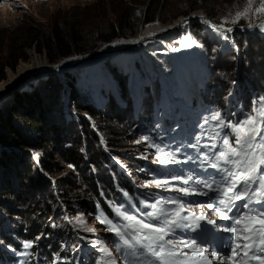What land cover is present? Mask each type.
I'll return each instance as SVG.
<instances>
[{"label": "rangeland", "instance_id": "1", "mask_svg": "<svg viewBox=\"0 0 264 264\" xmlns=\"http://www.w3.org/2000/svg\"><path fill=\"white\" fill-rule=\"evenodd\" d=\"M255 6L257 5H254V7ZM244 7H246V0H5V2L0 3V64L2 61L6 60L10 50H14L13 56L15 58L22 56V54L27 57L26 60L19 61L15 73L7 69V73H9L6 75V80L8 77L14 76L19 68L27 64L33 56H38L37 58L41 62L46 61L49 63L46 57V52L42 51L39 53L38 47H36L33 40L41 33H48L55 26L68 29L75 21H77V19L78 22H80L82 21L81 19L87 17L89 18L88 22H91L90 24H92L95 14L101 13L103 19H100L99 23L95 21L92 26L88 27V30H91L93 26L100 29L108 27L110 24H120L121 30L119 32L122 34L137 30L136 35L133 37H136L147 25L145 23L146 16H152L154 12H156V19L154 22L149 24L159 23L160 25L168 26L176 22L181 17H184L185 15H183V13L192 10L190 14H193L195 11L203 12L215 24L219 26L222 25L223 28L232 29V31L229 32L230 34L228 38L230 42L226 50H223V47L214 44V42L210 39V36L205 33L202 25L198 22H193L189 26V31H186L189 37L193 39L196 38L202 43L203 50L201 54H203V59L206 63L207 80L203 86L198 88L199 96L197 97L193 95L188 97L186 92L179 93L182 87L177 90L175 89L176 86L178 87L181 80L178 78V82H176L174 78V71L172 70V63L165 60L167 64H162L161 72L157 70L158 67L156 68L157 76L154 77V81L151 85L147 84L144 87V95L141 97L142 100L138 102V105H136L135 103L137 101V97H133L134 94L130 90V79L134 66L137 70H139L142 78H146V72L144 69V64L146 65V63L141 62L144 61L145 56L142 55V53L140 58L131 61V64L133 65L131 70L130 68H119V65L111 63V60L105 62V68L110 70L108 71L109 76L111 81L116 86L114 93L113 90L110 89V92L106 89L109 88L108 86L101 88L102 99L100 100V103L96 101V99L100 98V95H95L93 90L94 85H92L88 80L89 75L87 77L86 75L79 77L74 72L72 73V71H63L61 73H58V71L50 72L43 77L29 81L24 89L18 87L14 92L6 96L5 99L0 101V108L5 109L10 106L14 107L18 100V96L21 97L24 94H32L35 91L40 92V97H42L45 101L48 98L49 91L56 90V88H58V84L55 83L57 80L58 83L61 84V91L57 93L59 94V97L53 103L55 112L52 116L54 118L50 119V125H54L57 121L59 124L60 121V124L56 129L57 133L54 131L51 134L52 141L55 143L54 145H58V147L63 146L64 148H71L74 144L83 141L85 128L82 124V118H85L87 121H89V118L88 116L78 114V112L75 111L73 102H78L83 106H91L97 111L108 114L111 118H116L115 123L113 125H109L110 127L108 128H117L119 132L114 130L113 132L115 133L112 134V132L107 133L106 130L105 136L109 140V143L113 145L118 143V146H115L114 150L122 153L124 159L127 160V163H125L121 160H114L111 158L113 165L116 166L115 170L103 165V167L107 169V173H109L113 179V189L117 194V196L113 195V197H111V201L108 199L109 202L106 203L107 209H105L104 206L95 205L92 210L89 209V211H85V209L74 206L72 215H67L68 209L66 213L65 205H61L57 198L54 200L55 202L51 199L52 194L50 192V188L54 185L57 186V178L45 174L42 169H40L38 163L39 153L30 151L29 154H26L25 156L28 158L25 161V164H28L30 169L33 171V183L23 192H19V189L13 185V190H15L14 192L17 194L16 198H8V202H6V204L0 203V236L1 234L7 236L11 235L14 241L13 245H15L9 248H4L2 244H0V249H4L6 251V254L3 255V264H98L101 259V254L93 248L92 244L97 240H104L111 248L112 242L116 239L112 233L103 230L105 225L100 224L99 221L95 219L98 211L103 210V212L111 218L113 216V208L118 205H127L132 203L137 208H142L140 201L148 200L151 202L156 198L157 194L164 197L182 196V193L175 190L166 191L162 188L158 189L154 184L149 187H142L146 181H151L154 176L159 177L161 172L165 171L159 163H153L156 149L149 146L152 142L160 144L161 146H166V152H176V159L181 162L175 165H170L167 169L170 173L176 175L192 173L194 176L201 178L207 177V174L211 170L210 167H207V163H211L213 161H208L206 163L205 158L200 154L208 151V149H203L201 151L197 149H187L189 147V143H186L182 138V135L184 134H178L180 140L176 137L175 140L170 141L169 139L162 138V129L159 128L154 134L149 136L150 140L147 142L141 139L143 136L130 141L128 138L126 139V135L130 132L135 133V131H139L137 130L138 128H140L141 132H143L146 125L151 123L148 119H150V116H153L152 110L153 107L155 109V104L158 106L156 116L160 117L161 113H163L162 109H164L161 101L163 99V103H165L166 95L167 99L171 98L169 104L167 103L169 106L167 105L168 107L166 106V108L173 112L176 110L177 113H179L180 109H186V107L194 104L192 111L193 113L196 112V114L195 123L192 124V126L195 127L197 131L193 132L192 135L203 132L200 134V137L202 141H204V145L210 146L215 143L217 145L216 150L219 151L220 142L225 138V135H227L229 141H231L232 136H234L235 140V134L231 131V128L218 127L219 121L209 119V117H211L213 113L219 112L225 124L230 123L235 125L237 122L243 121L245 117L250 115L253 109L259 106L262 98H264L263 91L261 93H257L252 89L253 87L249 85L248 89L251 91L252 102L251 111H249L250 114L246 115L243 113L238 116L237 122H234L236 121L235 115L241 111L242 108L241 100L243 98V90L240 87L245 84H249L252 79L254 81L258 78V80H262L264 78V42H262V38H264V29L257 27V25L264 23V15L258 17L253 13L247 18L241 17L237 23H233L232 21L236 18L237 12L242 11ZM138 12L139 15H137ZM247 36H249V38ZM133 37L129 39L117 40L113 43L117 44L124 42L125 40L128 41ZM181 37V34H176L175 37L168 38L170 46L177 49L182 41ZM247 39L251 40L248 41ZM244 40H247V42L251 44L250 48L247 47L246 43L243 44ZM240 44L242 49L245 50L244 53L246 54L245 57L248 62L246 63L245 68H243V63L241 62L242 60H240L242 56V52L238 48V45ZM104 47L105 46L100 49ZM99 50L73 58L85 57L91 53H97ZM232 53L236 54L235 58L231 57ZM152 55L155 56V52H153ZM12 62H14V59H12ZM49 65L55 66L57 64L49 63ZM156 66H158V63H156ZM161 76L164 77V79H166L170 84L163 82L164 79ZM186 76L187 78L189 77L188 72ZM186 76H184L185 79ZM214 78H217L218 81L216 83L221 82L224 88H235L236 86V91L232 94V97L227 100L226 109L223 111L217 107L215 99L211 102H207L206 100L210 96L215 97L216 100L219 99L218 93L220 92L218 91L220 89H209V84H211V80ZM189 79L191 78L189 77ZM262 81L264 82V80ZM162 82L168 84L167 89H165V86L162 85ZM188 88H193V84L191 83V85H188ZM122 89H126L125 95L122 93ZM116 93H118V95H116ZM192 93H195V91ZM132 100L136 105H133L134 108L141 107L139 111H135L133 107L130 109V105L133 102ZM46 103L47 102H45V104ZM48 104H50V102ZM177 107L179 108L177 109ZM60 108L61 110H57ZM231 120H233L232 123ZM17 121L21 123V120ZM201 127L204 129H199ZM207 127H210L211 129L209 130ZM212 129H215V131L213 132ZM20 132L21 134L26 135L24 129H22V131L20 129ZM216 133H219V136H216ZM26 136L31 138L32 134H27ZM213 136H215V139L211 138ZM89 138V136L86 137L87 144L90 143ZM137 141L140 142L137 143ZM190 143L191 145H194L193 140H191ZM80 150V154L84 153V149ZM186 153L189 154L187 155L189 159L185 162V158H182L181 156ZM145 156H147L148 159H145ZM53 158L57 160L60 166L58 178H68L74 181L75 184L83 178L82 174H78L73 167L70 168L69 165H64L60 157L55 156ZM134 161L141 162L143 164L142 168L135 169L132 167L131 164ZM123 171L126 172V175L132 176L131 180L136 190L134 189L132 194L124 190V194H122L119 199V183L117 178L119 174L124 173ZM196 171H198V173ZM3 172L4 171L0 168V180L5 175V173L3 175ZM138 173L142 175L140 178L136 179ZM24 174L25 172L22 173V175ZM216 176L218 178L219 174ZM14 182L15 181H13V183ZM173 184L174 186L196 189L198 186L192 184L183 185L180 181H175ZM1 185L2 183L0 181V186ZM75 194L76 191L72 190L69 195L73 201H77L79 196L78 194ZM19 196L20 198H18ZM189 196V199L184 197V201L185 199H188L185 202L186 208L187 204L189 202L193 203L195 199L193 197L194 194ZM28 197L30 202H32L33 199L40 198V204L44 207L48 204L50 211L54 214V216H56V218H60L59 209L60 207L62 208V218L58 220L59 223H57L56 227L52 230V237L59 241L61 253H53L52 258L47 257L46 253H42V245L40 249H37L40 241L45 242L41 236L39 240H31L27 234H25V231H23L24 235L21 233L17 234L13 231V228L17 226V217L12 214H14L13 210L19 207L15 203V200L20 199L23 201L24 198L26 199ZM9 207L13 210L9 209ZM165 207L172 208L178 207V205H165ZM193 211L208 218L212 217L210 220H213V218L215 219L213 212L206 207H193L187 212L190 213ZM187 212L184 211L183 215L188 216L189 220L187 223H191L193 218L190 214L186 215ZM79 214H83V219L88 222L87 226L92 227L97 231L91 233L85 231L84 225L79 223L76 219ZM17 227L18 229L23 230L22 227ZM25 241H34V244L31 248H26L24 246ZM67 252L69 255H66ZM91 259H94L95 262L90 263ZM236 259L240 260L241 264H243V259L245 258L237 257ZM118 264H127V262H121L118 258ZM213 264H219V261L214 260ZM224 264L230 263L225 261Z\"/></svg>", "mask_w": 264, "mask_h": 264}, {"label": "snow or ice", "instance_id": "2", "mask_svg": "<svg viewBox=\"0 0 264 264\" xmlns=\"http://www.w3.org/2000/svg\"><path fill=\"white\" fill-rule=\"evenodd\" d=\"M3 2L5 0H0V3ZM253 13L258 17L264 15V0H258V3L257 0H246V7L237 12L232 22L237 23L241 17L247 18ZM201 19L203 23L210 24L207 19ZM257 27L264 29V23ZM221 29L222 25L217 27V31ZM226 31L231 32L232 29L228 28ZM209 119L219 121L218 127L231 128L235 134V140L231 143L225 135L220 142L219 151L213 143L210 146L205 145L208 151L200 154L206 163L213 161L207 163V167L216 170L218 178H201L192 173H170L167 171L169 166L181 162L176 159V152H166V146L152 142L149 146L156 149L153 163H159L165 171L161 172L159 177L154 176L151 181H146L142 187L154 184L158 189L175 190L183 195L164 197L157 194L151 202L140 201L142 208H137L132 203L118 205L113 208L111 218L103 210L98 211L95 219L105 225L104 231L116 237L111 248L104 240H97L92 244L101 254L98 264H118V258L127 264H213L214 260L219 261V264H224L225 261L241 264V261L236 259L241 256L245 258L243 264H249V261L264 264V98L250 115L235 125L225 124L219 112L213 113ZM216 136H219V133H216ZM211 138L215 139V136ZM141 139L147 142L150 137L143 136ZM189 146L197 147L195 144ZM144 158L148 159L147 156ZM188 159L189 157H185V162ZM175 181H180L183 185H198L201 189L215 193L213 202L206 207H215L213 215L219 216L222 221H230L227 226L220 228L223 232L231 234L227 242L217 246L205 241L199 234L191 236L185 232V229L194 230L193 225L199 228V220L204 219V216L190 212L193 220L187 223L189 217L183 215V212L190 211L193 207L204 208L205 205L189 202L186 208L184 197L192 194L207 196L208 192L174 186ZM237 201H243V211L236 206ZM165 205L178 207L169 208ZM76 219L84 225L85 231H97L87 226L88 222L83 219V214H79ZM245 220L249 224H244ZM207 223L216 224L213 220H208ZM241 232L246 235L241 237ZM35 239L39 240L40 236ZM33 244L34 241L24 242L26 248H31Z\"/></svg>", "mask_w": 264, "mask_h": 264}, {"label": "trees", "instance_id": "3", "mask_svg": "<svg viewBox=\"0 0 264 264\" xmlns=\"http://www.w3.org/2000/svg\"><path fill=\"white\" fill-rule=\"evenodd\" d=\"M190 12H192V10L183 13V15L187 16ZM93 18L92 24H94L95 21L99 23V20L103 19L101 13L95 14ZM155 19L156 12H154L152 16H146L145 23L149 24L154 22ZM81 20L82 21L78 22L77 19L68 29L55 26L50 32L45 34L41 33L36 39H33L36 47H38L39 53L42 51L46 52V57L50 64H58L71 57L83 56L90 52H95L109 43H113L117 40L129 39L137 33V30L125 34L120 33V24H108V27L100 29L93 26L91 30H88V27L92 26V24H90L91 22H88L89 18L87 17ZM247 37L249 38V36ZM247 40H244L243 44L246 43L247 47L250 48L251 44L248 43ZM262 42H264V38H262ZM238 48L242 52L240 60H242L243 68H245L246 63H248L245 57L246 54L244 53L245 50L242 49L241 44L238 45ZM13 54L14 50H10L6 60L2 61L0 64V82L6 80V75L9 73H7V69L15 73L19 61L26 60L27 58L24 54L15 58ZM231 57L235 58L236 54L232 53ZM12 59H14V62H12ZM258 79L254 81L252 79L249 84L240 87L243 90V98L241 101L244 111H250L252 104L251 91L248 89L249 85H251L253 87L252 89L257 93L264 92V82L262 81L264 78L262 80ZM217 81V78L212 79L211 84H209V89L219 88V99L216 100L215 97L210 96L206 100L207 102H211L215 99V104L223 111L226 109L227 100L231 98L232 94L236 91V86L235 88H224L222 83H216ZM55 83L58 84V88H56V90H50L48 98L45 101L40 97V92L35 91L32 94H24L21 97L18 96V100L14 107L10 106L5 109L0 108V168L4 171L3 175L5 173L4 177L0 180L2 183L0 186V203L6 204L8 198H16L17 194L14 192L15 190H13V185L19 189V192H23L33 183V171L28 164H25L28 158L25 155L33 151L39 153L38 163L40 169H42L45 174L57 178V186L54 185L50 188L52 194L51 199L54 201L57 198L61 205H65L66 213L68 209L67 215H72L74 206L85 209V211H89V209L92 210L95 205H101L107 209L105 203H107L108 199L111 201V197H113V195L117 196V194L113 189V179L111 175L107 173V169H105L103 165L115 170L116 166L113 165L111 158L127 163L122 153L114 150V147H117L118 143L115 145L109 143V140L105 136L106 130L107 133L112 132V134L115 133L113 132L114 130L119 132L117 128H108L110 127L109 125L115 123L116 118H111L108 114L97 111L91 106H83L78 102H73L75 111L89 118V121L82 118V124L85 128L83 141L74 144L71 148H64L63 146L58 147V145L55 146L51 134L54 131L57 133L56 129L60 121L59 124L57 121L54 125H50V119L54 118L52 116L55 112L53 103L59 97L57 93L61 91V84L58 83L57 80ZM122 91L125 95L126 89H122ZM45 102L47 103L45 104ZM49 102L50 104H48ZM57 110H61V108ZM17 120H21V123ZM20 129L21 131L24 129L26 135L32 134V137L30 138L25 134H21ZM87 136L90 137V143L88 144L86 141ZM138 137L137 131H135V133H127L126 135V139L128 138L130 141ZM80 149H84V153L80 154ZM55 156L60 157L64 165H73L76 172L82 174L83 178H81L77 184L65 177H62V180L58 178L60 166L57 160L53 158ZM131 165L135 169L142 168L143 166V164L138 161L132 162ZM23 172H25L24 175H22ZM141 175L142 174L138 173L136 179L140 178ZM117 179L120 186L123 188L127 186L128 189L126 190H132V186L129 185L130 182L125 172L119 174ZM13 181L15 182L13 183ZM72 190L76 191V194L79 195L77 201H73L69 196ZM18 198H20V196ZM15 203L19 207L14 210L9 207V209L14 211L12 215L17 217L16 224L22 227L23 230L15 226L13 231L17 234L21 233L22 235H24L23 231H25V234H27L31 240H34L37 236H41L45 242L40 241L37 249H40L42 245V253H46L49 258H52L53 253H61L59 248L61 246H59V241L52 237V230L56 227L57 223H59L58 220L62 218V208L60 207L59 209L60 218H56L50 211L48 204L45 207L40 204V198L33 199L32 202H30L29 197L26 199L24 198L23 201L16 199ZM0 237V244H2L4 248L15 246L13 245L14 241L11 235L7 236L1 234ZM5 252L4 249H0V263L2 264L3 253L6 254ZM66 255H69V253L67 252ZM94 262V259L90 260V263Z\"/></svg>", "mask_w": 264, "mask_h": 264}, {"label": "bare ground", "instance_id": "4", "mask_svg": "<svg viewBox=\"0 0 264 264\" xmlns=\"http://www.w3.org/2000/svg\"><path fill=\"white\" fill-rule=\"evenodd\" d=\"M201 18L207 19L210 21V24L203 23ZM193 22H198L202 25L203 30L210 36V39L214 44L223 47V50L227 49L230 42L228 38L230 33L226 31L228 28L222 27L220 31H217L219 25L212 22L205 13L195 11L193 14L181 17L168 26H163L159 23L147 24L136 37H133L128 41L125 40L124 42L117 44L109 43L97 53H91L85 57H72V59H65L55 66H50L46 61L41 62L37 58L38 56H33L27 64L19 68L14 76H10L6 81L0 83V98H5L10 92L13 90L15 91L18 87L24 89L29 81L43 77L50 72L58 71V73H61L63 71H72V73L74 72L79 77L85 75L87 77L89 75L88 80L94 85L93 90L95 95H100V98L96 99V101L100 103V100L102 99L101 88L108 86L109 88H105L110 92L113 90L114 93L116 86L109 76L108 71L110 70L105 68V62L111 60L112 62H110L118 64L119 68H130L131 70V67L133 66L131 61L140 58L142 53V55L145 56L144 61L141 62L146 63V65L144 64L146 78H142L139 70L134 66L130 79V89L134 94L133 97H137L136 105L142 100L141 97L144 95V87L147 84L151 85L154 81V77L157 76L156 71L158 70L161 72L162 64L165 65L164 63H166L165 60L172 63V70L174 71L176 82H178V78L181 80L180 84L178 87L176 86L175 89L177 90L182 87L183 89L181 88L179 93L186 92L188 97L190 95L197 97L199 96L198 88L203 86L207 80V69L206 63L203 59L204 56L201 54L203 50L202 43L196 38L193 39L189 37L186 33V31H189V26ZM176 34L182 35V41L177 49L170 46L168 41V38L175 37ZM193 40H195V43H193ZM153 52H155V56L152 55ZM156 63H158V66H156ZM187 72L191 79H189V77L187 78ZM184 76H186V79ZM162 78L164 79V77ZM163 82L169 83L166 79H164ZM166 83L162 84L165 86V89H167L168 85ZM191 83L193 84V88H188V85H191ZM193 91H195V93H192ZM116 95H118V93H116Z\"/></svg>", "mask_w": 264, "mask_h": 264}, {"label": "water", "instance_id": "5", "mask_svg": "<svg viewBox=\"0 0 264 264\" xmlns=\"http://www.w3.org/2000/svg\"><path fill=\"white\" fill-rule=\"evenodd\" d=\"M12 92H14V90H13ZM12 92H10V93H12ZM10 93H9V94H10ZM9 94H8V95H9ZM8 95H7V96H8ZM3 99H5V98H4V97L0 98V101L3 100Z\"/></svg>", "mask_w": 264, "mask_h": 264}]
</instances>
